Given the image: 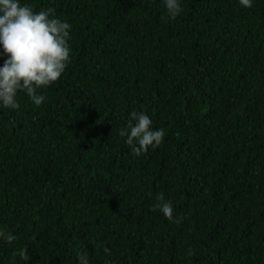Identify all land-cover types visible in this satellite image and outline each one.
Instances as JSON below:
<instances>
[{
	"label": "trees",
	"instance_id": "obj_1",
	"mask_svg": "<svg viewBox=\"0 0 264 264\" xmlns=\"http://www.w3.org/2000/svg\"><path fill=\"white\" fill-rule=\"evenodd\" d=\"M19 2L71 51L41 105L0 101V264H264V0ZM132 112L159 147L119 135Z\"/></svg>",
	"mask_w": 264,
	"mask_h": 264
},
{
	"label": "clouds",
	"instance_id": "obj_2",
	"mask_svg": "<svg viewBox=\"0 0 264 264\" xmlns=\"http://www.w3.org/2000/svg\"><path fill=\"white\" fill-rule=\"evenodd\" d=\"M164 2L173 20L183 11L180 0ZM240 3L252 7V0H240ZM54 12L50 8L34 13L30 6L21 5L19 0H0V45L7 57L0 68V101L5 107H19L15 101L18 90L26 91L35 105H41L45 97L37 90L58 81L65 71L70 61L71 25L56 18ZM119 135L127 137L126 143L132 146L136 155H140L150 147H159L165 131L153 129L147 114L132 112L128 127L121 129ZM157 200L153 210L159 209L171 221L172 203L165 201L163 194ZM0 237L9 244L15 240L14 235L2 231ZM103 250L110 254L107 247ZM19 255L24 260L30 259L27 248ZM78 259L79 264H89L86 254H80Z\"/></svg>",
	"mask_w": 264,
	"mask_h": 264
}]
</instances>
